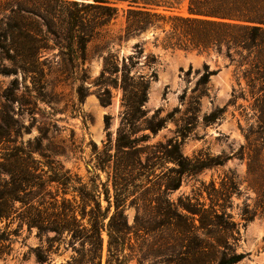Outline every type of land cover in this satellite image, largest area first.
<instances>
[{
  "label": "rangeland",
  "instance_id": "rangeland-1",
  "mask_svg": "<svg viewBox=\"0 0 264 264\" xmlns=\"http://www.w3.org/2000/svg\"><path fill=\"white\" fill-rule=\"evenodd\" d=\"M63 1L94 2L0 0V31L18 4L25 10L15 18L26 32L13 34L26 70L3 74L11 65L0 59V128L4 117L13 120L10 138L45 181L36 199L59 224L38 232L0 219V264H116L118 249L123 264H216L233 252L245 255L234 264H264V167H247L257 150L247 139L264 143L260 108L223 52L167 45L168 17L186 16V0L173 10L156 8L164 18L127 38V3L110 2L116 17L97 28L83 56L75 34L68 37ZM78 15L84 30L100 21L90 8ZM135 44L141 53L131 74H149L144 63L152 55L156 77L127 124L120 75L101 74L104 57L120 60ZM206 70L213 73L203 85ZM101 95L110 103L102 105ZM213 112L218 116L208 122ZM120 132L130 147L117 148ZM116 201L122 216L110 221Z\"/></svg>",
  "mask_w": 264,
  "mask_h": 264
},
{
  "label": "trees",
  "instance_id": "trees-1",
  "mask_svg": "<svg viewBox=\"0 0 264 264\" xmlns=\"http://www.w3.org/2000/svg\"><path fill=\"white\" fill-rule=\"evenodd\" d=\"M116 1L127 3L123 28V36L127 38L164 18V15L155 11L156 8L173 10L183 0H94L92 4L86 6L74 1H63L66 9L68 37L75 34L81 56L84 54L86 42L96 33L97 28L116 17L117 8L110 4ZM85 7L92 9L95 17L100 19V21H94L86 30L83 29L82 19L78 15V11ZM22 10L25 9L18 4L10 8L11 15L0 31V59L7 60L11 65L2 70L3 74L16 73L19 69L26 70L24 59L21 58L23 47L13 35L16 33V36L26 37L24 24L15 18L20 16ZM186 11V16L175 14L168 17L170 27L166 36L167 45L184 50L223 52L230 64L234 65V74L239 73L238 78L244 81L254 105L260 108L257 119L264 122V0H186ZM140 53L141 48L135 44L134 52L121 57L120 60L112 55L104 57L101 76L120 75L127 124L137 118L136 113L140 111L141 105L146 100L149 82L156 77L154 68L156 59L152 55L146 56L144 63L150 71L149 74H139L137 77L131 74L132 68L138 63ZM212 73V71H204L199 83L206 84ZM14 82L15 80L12 81ZM77 94L80 99L85 96L82 87H78ZM236 98L237 96L232 95L230 101L233 103ZM100 102L102 105L110 103L107 95H101ZM219 112H223V109H219ZM217 116L213 112L206 117V120L210 122ZM2 121L4 127L0 128V219L16 220L19 224H26L28 228L35 227L38 232L56 231L59 224L50 221L44 215L41 209L42 203L36 199L41 198L45 181L37 175L36 169L28 165L23 149L10 138L14 128L13 120L4 117ZM105 123L108 124L107 120ZM247 143L257 147L256 154L247 157L248 170L259 171V168L264 167V143L257 139H247ZM116 145L117 148L130 147L123 132L118 133ZM14 159L21 161L16 169L12 167ZM258 189L261 192L263 200L261 206L264 210V176L263 183ZM18 191H22L26 197H19ZM16 201L20 202L18 208L14 206ZM115 214L122 216L121 205L117 201L110 221ZM250 219L252 216L248 215L245 220ZM108 237H111L110 231ZM110 248L107 249L109 255H111ZM117 251L116 264H123L121 249ZM33 254L39 263L46 260L43 252L38 248L34 249ZM244 256L242 253L235 252L230 255L222 254L216 264H234Z\"/></svg>",
  "mask_w": 264,
  "mask_h": 264
}]
</instances>
